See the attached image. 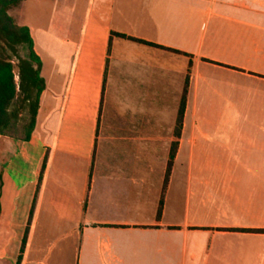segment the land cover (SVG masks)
<instances>
[{"label":"crops","instance_id":"1","mask_svg":"<svg viewBox=\"0 0 264 264\" xmlns=\"http://www.w3.org/2000/svg\"><path fill=\"white\" fill-rule=\"evenodd\" d=\"M10 14L46 87L0 136V264H264V0Z\"/></svg>","mask_w":264,"mask_h":264},{"label":"trees","instance_id":"2","mask_svg":"<svg viewBox=\"0 0 264 264\" xmlns=\"http://www.w3.org/2000/svg\"><path fill=\"white\" fill-rule=\"evenodd\" d=\"M23 1L0 0V136L28 142L36 127L40 97L46 85L29 29L19 26L10 14ZM21 49L27 52L26 60L20 57ZM15 61H18L17 66ZM16 70L19 82L16 81ZM45 166L46 162L42 175ZM2 184L0 173V217ZM25 243L26 239L23 246Z\"/></svg>","mask_w":264,"mask_h":264},{"label":"rangeland","instance_id":"3","mask_svg":"<svg viewBox=\"0 0 264 264\" xmlns=\"http://www.w3.org/2000/svg\"><path fill=\"white\" fill-rule=\"evenodd\" d=\"M19 54H20V57L23 60H26L27 59V52L26 51H24V50L21 49L20 52H19ZM14 63H15L16 66L18 65V61H15ZM17 72L18 71L16 70V81L19 82V77H18V73Z\"/></svg>","mask_w":264,"mask_h":264}]
</instances>
